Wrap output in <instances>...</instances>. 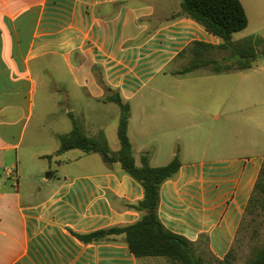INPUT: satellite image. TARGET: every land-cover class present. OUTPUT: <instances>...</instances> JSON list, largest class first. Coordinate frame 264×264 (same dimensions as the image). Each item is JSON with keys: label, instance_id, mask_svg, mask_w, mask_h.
Here are the masks:
<instances>
[{"label": "crops", "instance_id": "obj_1", "mask_svg": "<svg viewBox=\"0 0 264 264\" xmlns=\"http://www.w3.org/2000/svg\"><path fill=\"white\" fill-rule=\"evenodd\" d=\"M241 2L248 17L249 8L264 14V3ZM162 4L157 8L146 0H0V264H146L151 260L137 259L124 235L90 243L77 236L140 220L142 213L130 205L144 198V189L124 173L120 163L108 165L103 160L102 166L87 170V153L64 152L68 165H76V170L65 173L58 186H48L43 197L24 200L40 191V183L23 188L22 180L28 175L20 148L25 119L32 114L41 83L54 106L72 121L74 116L88 137L106 134L109 119L120 117V106L105 101L111 93L103 83L119 92L131 106L129 137L137 165L147 152L153 167L165 166L176 156L181 161L178 173L160 189L158 213L165 228L219 259L232 249L264 167V153L243 151L210 158L204 149L199 160L191 159L190 148L198 147L194 134L201 132V118L209 117L211 106L200 102L214 96L186 91L176 97L165 95L159 86L167 79L183 86L192 83L195 89L225 82V74L209 70L179 73L188 66L184 61L189 62L190 56L183 52L193 42L218 45L220 39L190 18H173L181 0ZM56 57L67 66L70 78L50 77ZM45 76L51 80L46 82ZM72 83L78 90L74 94ZM79 92L96 104L97 115L104 116L105 123L92 117L90 110L81 112L88 121L74 114L76 108L70 104ZM161 97L189 108L183 111L188 114L150 113L152 100ZM184 129L193 135L191 143L179 134ZM71 131L53 130L52 135L60 141ZM72 152L78 154L71 158Z\"/></svg>", "mask_w": 264, "mask_h": 264}, {"label": "rangeland", "instance_id": "obj_2", "mask_svg": "<svg viewBox=\"0 0 264 264\" xmlns=\"http://www.w3.org/2000/svg\"><path fill=\"white\" fill-rule=\"evenodd\" d=\"M164 0H146L157 8L163 7ZM259 5L264 0H256ZM143 3V2H142ZM250 23L249 26L233 36V41L237 42L249 36H264V14L258 15L249 8ZM56 68L50 70V77L55 79L70 78L67 66L56 57ZM190 62V60H189ZM188 61H184V65H189ZM183 65V64H182ZM179 67V64L176 65ZM209 69L203 68L197 71V74H203ZM210 71V70H209ZM44 78V77H43ZM225 82L217 81L215 84L206 88L195 89L194 84H179L175 79L172 81L167 79L164 86H159L165 95H174L179 97L186 91L209 92L213 94L212 99L208 102L211 106L208 108L209 117L201 118L200 133L194 134V139L198 145L197 149H191V159L199 160L201 151L207 149L210 158H224L231 156L232 153H264V55H259L254 67L245 71H232L224 75ZM46 82L51 78L45 76ZM169 80V81H168ZM156 84V83H155ZM158 86V85H157ZM188 86V88H186ZM73 94L77 92V87L72 83ZM83 93L73 95L71 107L76 108L74 114L81 117L83 121H88L86 115L81 116V112L90 110L91 116L96 117L102 123L105 118L97 115L96 104L90 99L83 97ZM57 95L56 98H58ZM165 99V101H164ZM53 97L48 95L43 83L40 85L39 94L34 98L35 106L32 107V114L26 121L25 135L21 143L20 156L22 168L25 169L27 178L22 180L23 188L27 189L39 184L40 191L38 195L25 196L24 200H35L43 197L49 187L58 186L60 181H64V174L74 172L76 165H68V160L64 153L55 155L60 147V141L52 135L53 130H73L74 124L64 115L59 107H55ZM176 105H174V104ZM198 103V102H197ZM176 101H171L169 97H161L153 99L149 112L162 115L169 113H181L190 110ZM89 106L88 108H86ZM115 107L113 114L115 115ZM181 111V112H180ZM109 119L105 128L108 145L113 152L120 149V141L118 138V128L121 119ZM182 115L188 112L181 113ZM180 114V115H181ZM198 114H201L200 112ZM184 142L191 143L190 131L184 129ZM187 151V150H186ZM80 152V151H78ZM69 157H74L78 153H69ZM44 155L53 157L46 158ZM88 161L87 170L102 166L103 159L100 153L85 154ZM48 173H54L49 181H46ZM264 245V194L260 195V201L256 203L250 211H247L243 224L239 230L237 239L232 247V264H247L248 260L256 247ZM202 254L215 264L217 259L206 248H201ZM147 260L144 258L142 261ZM146 264H168L163 258H151Z\"/></svg>", "mask_w": 264, "mask_h": 264}, {"label": "trees", "instance_id": "obj_3", "mask_svg": "<svg viewBox=\"0 0 264 264\" xmlns=\"http://www.w3.org/2000/svg\"><path fill=\"white\" fill-rule=\"evenodd\" d=\"M186 17L196 21L209 34L220 39L218 45L193 42L183 53L189 54V65L179 73H188L196 69L207 68L215 75L232 71H245L254 67L259 55H264V36H249L233 41L235 33L249 26V17L241 0H181V9L173 18ZM111 93L106 102H114L121 108L118 128L120 149L111 151L104 133L97 137H88L77 124L74 116L73 130L60 136V148L56 152L80 149L87 154L100 153L108 165L120 163L124 173L139 182L144 189V198L130 207L141 212L139 221L127 226L100 229L88 234H77L84 242L111 241L118 235H124L131 252L137 259L163 258L168 264H212L202 254V250L187 238L165 228L159 218L160 189L163 183L172 179L181 167L179 156L169 164L160 167L150 165V154L141 155V165H137L133 144L129 137L131 106L125 102L119 92L103 83ZM53 156H46V158ZM264 194V167L261 170L252 196L247 206L250 211ZM232 249L224 259L215 264H232ZM247 264H264V245L256 247Z\"/></svg>", "mask_w": 264, "mask_h": 264}, {"label": "water", "instance_id": "obj_4", "mask_svg": "<svg viewBox=\"0 0 264 264\" xmlns=\"http://www.w3.org/2000/svg\"><path fill=\"white\" fill-rule=\"evenodd\" d=\"M52 175H53V173H48L46 176V179H49Z\"/></svg>", "mask_w": 264, "mask_h": 264}]
</instances>
